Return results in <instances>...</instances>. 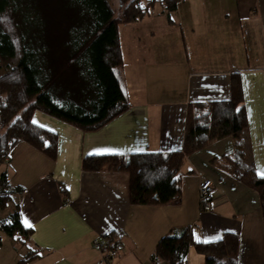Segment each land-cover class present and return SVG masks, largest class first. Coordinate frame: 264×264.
I'll return each instance as SVG.
<instances>
[{"label": "crops", "instance_id": "1", "mask_svg": "<svg viewBox=\"0 0 264 264\" xmlns=\"http://www.w3.org/2000/svg\"><path fill=\"white\" fill-rule=\"evenodd\" d=\"M188 1L171 10L166 26L162 18H150L154 7L138 22L119 24L123 65L116 75L130 104L120 116L85 131L34 113L35 124L57 133V151L51 158L20 141L3 164L20 188L19 219L28 230L5 264H167L150 259L156 244L187 227L194 242L232 233L238 236L236 264H264L260 198L232 173L227 157L234 152L233 137L187 156L180 170L182 193L167 204H131L126 171L82 168L92 155L182 149L189 103L230 98L237 76L247 110L245 161L257 176L264 171V0ZM144 23L150 24L148 42L139 36ZM159 28L173 37L156 39ZM184 45L190 53L183 55ZM201 178L213 182L209 210L200 209ZM107 235L122 243L109 261L93 246ZM184 258L188 264L205 260L193 245Z\"/></svg>", "mask_w": 264, "mask_h": 264}, {"label": "trees", "instance_id": "2", "mask_svg": "<svg viewBox=\"0 0 264 264\" xmlns=\"http://www.w3.org/2000/svg\"><path fill=\"white\" fill-rule=\"evenodd\" d=\"M181 1L119 0L121 8L115 13L109 0H0V165L20 141L55 157L58 135L33 123L37 111L85 131L126 111L130 104L116 75L123 65L119 24L138 22L160 3L171 12ZM232 77L230 98L189 103L182 149L92 155L82 160V168L126 171L131 204H167L182 193L180 170L187 156L230 136L235 139L234 152L227 157L232 173L258 192L264 221V178L245 161L247 110L243 87ZM18 191L2 171L0 209ZM0 226L10 236L16 231L28 234L17 199ZM189 231L187 227L164 235L150 259L182 264L193 245L205 257L204 264H236L238 236L225 233L222 239L202 243L192 241Z\"/></svg>", "mask_w": 264, "mask_h": 264}, {"label": "rangeland", "instance_id": "3", "mask_svg": "<svg viewBox=\"0 0 264 264\" xmlns=\"http://www.w3.org/2000/svg\"><path fill=\"white\" fill-rule=\"evenodd\" d=\"M217 1L218 0H216V2ZM200 2H202V0H193V1H191L192 4L193 3H200ZM109 3H111L115 13L120 10L121 5L119 3V0H109ZM50 6H51L50 4L47 5V7H50ZM53 9H54V7H52L51 10H53ZM161 10L164 11L165 13L163 14V12H161ZM50 13H52V12H50ZM150 13H151V16H150L151 19H156V20L158 19L159 20L160 18H162V23L164 24V26L167 25L166 19L167 18L168 19H172V15H173L172 12L166 11L161 3L155 5V7L153 8V10ZM54 15H55V13H54ZM41 17H43V16L41 15ZM171 26H173V24ZM149 27H150V24H145L144 23L143 27L140 29V32H139V34H140L139 36L141 37L142 40H146L145 42L149 41V37L146 34V30L149 29ZM165 31L166 30H163L161 28L157 29L155 31V35H157L156 39H161V38H164V37H168V35L171 38L173 37V34H168L167 35V33H165ZM139 45L143 46V43H141ZM172 46H173V44H172ZM186 46L187 45H184L182 47L181 54H183V55L189 49V48H187V51H186ZM173 47H175V46H173ZM173 47H172V49H173ZM179 53H180V51H179ZM188 53H190V49H189ZM1 64H4V62H2ZM2 72H3V68L0 67V73H2ZM2 168H4L3 164L0 167V172H1ZM3 170L6 171L5 169H3ZM7 176L9 178L8 173H7ZM9 180H10V178H9ZM10 183L13 186V182L11 180H10ZM197 190H198V186H197ZM198 195H199V190H198ZM14 197L15 196L12 197L11 202H9L4 208L0 209V225H2L3 222L6 223L8 217H9V214L12 213L15 210L16 197L15 198ZM26 235L23 238L19 237V236H16V235L15 236H10L0 226V264H5L6 261H8V259L11 257V255L13 254L15 249L20 246L18 242H20V243L25 242ZM27 255H31V254L28 253Z\"/></svg>", "mask_w": 264, "mask_h": 264}, {"label": "built area", "instance_id": "4", "mask_svg": "<svg viewBox=\"0 0 264 264\" xmlns=\"http://www.w3.org/2000/svg\"><path fill=\"white\" fill-rule=\"evenodd\" d=\"M212 186L213 182L210 179L201 178L198 184V201L201 210H209L211 208V198L213 192ZM15 235L22 238L25 237V235H22L17 231L15 232ZM104 237L105 240L95 239L93 241V246L102 253V258L105 261H109L121 250L122 243L120 240H113L109 235ZM182 264H188L186 258H184Z\"/></svg>", "mask_w": 264, "mask_h": 264}, {"label": "snow or ice", "instance_id": "5", "mask_svg": "<svg viewBox=\"0 0 264 264\" xmlns=\"http://www.w3.org/2000/svg\"><path fill=\"white\" fill-rule=\"evenodd\" d=\"M33 123H37L35 120H33ZM258 175L261 177V178H264V171H261V172H259L258 173ZM25 223H27V221H25ZM29 227L31 226V225H28ZM221 237H219V236H216V237H213V239H220ZM199 239V238H198ZM205 242H208V241H205Z\"/></svg>", "mask_w": 264, "mask_h": 264}]
</instances>
